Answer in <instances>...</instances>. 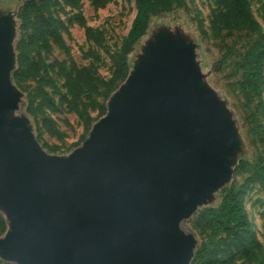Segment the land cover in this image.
<instances>
[{
	"label": "water",
	"instance_id": "obj_1",
	"mask_svg": "<svg viewBox=\"0 0 264 264\" xmlns=\"http://www.w3.org/2000/svg\"><path fill=\"white\" fill-rule=\"evenodd\" d=\"M10 15H0V260L14 264H190L180 226L232 173L228 110L199 81L179 34L148 41L67 155L16 115ZM236 166V165H235Z\"/></svg>",
	"mask_w": 264,
	"mask_h": 264
},
{
	"label": "trees",
	"instance_id": "obj_2",
	"mask_svg": "<svg viewBox=\"0 0 264 264\" xmlns=\"http://www.w3.org/2000/svg\"><path fill=\"white\" fill-rule=\"evenodd\" d=\"M90 1L94 7H102L109 0ZM218 1L224 3L226 11L213 14L214 27L230 28L234 24L237 28L255 34L254 41L241 53L234 64L232 75L239 76L231 83L232 88L244 94L246 98L259 97L264 88V34L251 13L248 0ZM262 1L264 19V0ZM133 2L135 14L128 32L118 50L112 53L103 44L101 36L90 26H85L82 13L78 12L64 21L52 8L58 6L62 10L64 5L78 8V0H23L17 13L21 35L16 44L17 68L12 71V79L22 91L26 92V111L33 117L39 133L59 135L56 120L48 112L58 111L59 103L66 102L67 110L74 112L86 127L80 141L74 145L81 143L92 121L89 110L96 109L98 118L105 114L106 100L115 90L117 83L127 76L128 55L137 40L146 33L150 18L171 12L180 5L181 0H133ZM73 21L83 26L85 36L110 57L112 69L109 79L104 80L96 76L89 67L78 66L71 57L63 33H68V25ZM52 43L64 52L68 65L65 61L59 60L41 64L40 49L48 53ZM33 51L34 56L30 54ZM52 71L64 78L68 95L72 98L79 99L81 95L86 94L92 97V100L88 104L82 103L80 107L74 106L71 97L68 98L52 79ZM38 77L42 85L38 84L35 89H27L23 86L25 81ZM46 86L58 95V100L46 89ZM95 96H100L102 100H94ZM261 129L264 135V126H261ZM37 140L39 141V137ZM258 142L262 149L258 150L256 161L250 163L247 160H239L233 169L235 175H246L244 182L237 184L233 180L230 185L221 189V200L217 206H208L197 212L194 226L203 232H209L212 240L203 242L196 248L190 264H264V244L259 239L243 203L245 191L251 183H257L264 193V139ZM48 147L51 150L56 148L53 145ZM0 228H4L1 215ZM235 259H240V262H236Z\"/></svg>",
	"mask_w": 264,
	"mask_h": 264
},
{
	"label": "rangeland",
	"instance_id": "obj_3",
	"mask_svg": "<svg viewBox=\"0 0 264 264\" xmlns=\"http://www.w3.org/2000/svg\"><path fill=\"white\" fill-rule=\"evenodd\" d=\"M248 1L251 13L264 34L263 1ZM22 4L23 0H0V15H10L14 24L12 47L16 60L18 54L16 44L21 35L20 20L17 13ZM78 5V8L64 5L62 10L58 6H53L52 8L56 10L57 15L64 21L69 16H74L78 12L82 13L85 19V26H90L96 34L101 36L103 44L108 47L109 51L115 53L126 36L134 17L135 6L133 0H109L102 7H94L90 0H78ZM225 11L224 3L218 0H181L180 5L171 12L150 18L146 33L137 40L133 50L128 55V64L130 70L137 64L146 43L154 40L156 36L162 33L170 36L179 34L191 45L197 68L204 74V77L199 82L206 85L229 112L232 126V151L229 167L232 169L239 160H247L250 163H254L258 150L262 149L258 141L264 139L261 129V126H264V88L259 97L253 96L252 99L246 98L244 94L232 88L231 83L239 76L232 75L234 64L241 53L254 41L255 34L248 32L246 29L237 28L234 24L230 28L214 27L212 24L213 14ZM63 38L71 57L78 66L89 67L96 76L104 80L109 79L112 69L111 59L101 47L85 36L83 26L73 21L68 25V33H63ZM40 51L41 64H49L54 60H59L65 61L68 65L66 55L56 44L52 43L51 50L48 53L42 49ZM30 54L34 56L35 53L33 51ZM220 61L221 63L216 65ZM215 66L217 69H215ZM13 68H17V63L14 64ZM51 77L60 90L70 98L71 95H68L64 78L55 71L51 72ZM12 81L21 92L16 115L25 119L32 134L36 139L39 137V143L48 153L67 155L80 144L74 145L80 141L86 127L83 126L82 121L74 112L67 110L66 102H58L60 106L58 111L48 112L56 120L60 132L59 135L52 136L46 132L39 133L33 117L26 111V92L22 91L13 79ZM123 83L124 80L118 82L115 90ZM38 84H43L40 82V77L25 81L23 86L27 89H35ZM46 89L58 100V95L52 89L48 86H46ZM93 99L96 101L102 100L100 96H95ZM91 100L92 97L86 94L81 95L79 99L71 97V102L76 107H80L82 103L88 104ZM89 112L92 124L98 119L97 110L90 109ZM83 115L85 114L83 113ZM48 145L56 146V148L51 150ZM245 178L246 175L244 174H230L208 201L202 204L189 218L181 221V228L186 233L194 236L196 248L201 243L212 240L209 232H203L194 226L197 212L208 206H217L221 200V189L230 185L233 180L237 184H242ZM263 202L264 193L260 186L257 183H251L246 189L243 198L244 208L254 225L259 239L264 244ZM0 215L4 220V228H0L1 238L8 226L2 212H0ZM235 260L240 262V259ZM0 264L14 263L0 260Z\"/></svg>",
	"mask_w": 264,
	"mask_h": 264
},
{
	"label": "bare ground",
	"instance_id": "obj_4",
	"mask_svg": "<svg viewBox=\"0 0 264 264\" xmlns=\"http://www.w3.org/2000/svg\"><path fill=\"white\" fill-rule=\"evenodd\" d=\"M175 33V32H174ZM180 33V32H179ZM185 36V35H184Z\"/></svg>",
	"mask_w": 264,
	"mask_h": 264
}]
</instances>
